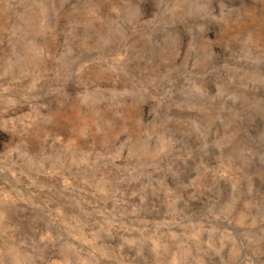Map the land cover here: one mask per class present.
<instances>
[{"label":"clouds","instance_id":"9594fccd","mask_svg":"<svg viewBox=\"0 0 264 264\" xmlns=\"http://www.w3.org/2000/svg\"><path fill=\"white\" fill-rule=\"evenodd\" d=\"M0 264H264V0H0Z\"/></svg>","mask_w":264,"mask_h":264}]
</instances>
